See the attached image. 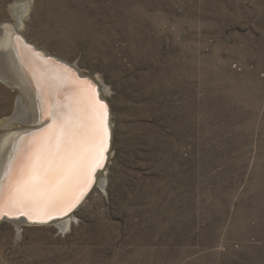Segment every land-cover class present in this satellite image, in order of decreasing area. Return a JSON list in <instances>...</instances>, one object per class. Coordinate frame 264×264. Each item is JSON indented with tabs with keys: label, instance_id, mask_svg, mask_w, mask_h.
<instances>
[{
	"label": "rangeland",
	"instance_id": "rangeland-1",
	"mask_svg": "<svg viewBox=\"0 0 264 264\" xmlns=\"http://www.w3.org/2000/svg\"><path fill=\"white\" fill-rule=\"evenodd\" d=\"M15 1L0 0V24ZM28 1L27 42L107 91L112 145L67 230L0 223V264H255L258 223L245 234L238 218L264 201V0ZM75 11L82 34L47 40L45 14ZM15 99L0 82V135L18 126L1 127Z\"/></svg>",
	"mask_w": 264,
	"mask_h": 264
},
{
	"label": "bare ground",
	"instance_id": "bare-ground-1",
	"mask_svg": "<svg viewBox=\"0 0 264 264\" xmlns=\"http://www.w3.org/2000/svg\"><path fill=\"white\" fill-rule=\"evenodd\" d=\"M9 10L12 22H7L8 24H0V82L3 83L5 86L9 87L11 90H13L14 93H16V99L15 104L13 105L14 113L12 117L3 120L1 127L10 129L12 127H15L16 125L18 126L17 128L13 130H8L4 134L0 135V187H2L3 189V191L0 192V200H6L10 184L21 176V169L26 168L30 152L29 146L33 143V141L42 140L48 136H52L54 138L58 134V125L60 121L54 123L53 119H51L52 121L50 122V125L43 129H41L42 126H33L34 121L32 119H34L35 107L34 102L32 103L33 100L31 101L30 98V92H28L30 89L32 90V88H34L36 92L35 94L38 96V98H40V101L42 103L41 107L43 108L45 117L49 115L48 112L49 109H51L58 116L63 115L64 117L69 118L73 124L79 122L85 127L91 126V124L94 122L91 119V117L93 116L92 110L95 106L101 104L99 102L100 100L104 101L103 105L105 111L109 106L107 100L104 98L107 91L104 90V87H102L101 84L99 85V81H97V78L95 79L93 77V83L97 85L98 91L95 90V87H93L92 89V85H90L89 83L88 85L78 83L71 73H66L58 66H55L50 62H46L42 57L35 58V54L32 52V50H24L20 48V45L17 41L18 39L15 36L26 39L22 35L21 28L22 25H25V20L28 17L27 15H29L30 13V3L28 0H18L11 3ZM75 14L76 11L72 15L70 14V16H64V18H61L60 16L46 13V16H44V24L41 23V29L45 31L46 39H69L74 34H82L81 30H83V27L79 26L76 23L74 18ZM30 44H33V42ZM33 46L36 50H40L41 52L45 53V56H48V53H46L43 49L37 48V46H35L34 44ZM43 55L44 54H42V56ZM17 66L23 68L21 69V71L23 72V75L27 77V81L31 87L28 86L27 81L26 83L25 81H23V83L20 84V82L16 80L19 79V70ZM82 77H85V75H82ZM3 79L5 81H3ZM261 89L262 84L259 81L256 84V88H254V102L253 104H251L252 106L250 105L253 109V114H255L256 111L260 108L261 102L263 100ZM96 92L100 93L99 97L96 96L98 94ZM242 106V108L244 109V104ZM110 122H108L109 125ZM25 123H27V125H32L25 126ZM95 123H98V120L95 121ZM104 128H106L105 125ZM20 129L32 131H35L36 129L41 130H39L38 132H34L31 135L12 132L19 131ZM259 129L260 132H262V135L264 136V122H262ZM111 145L112 142L110 146ZM110 148L111 147H109V149ZM259 150L260 152L258 153V162L254 166L255 170L254 174H252V178H254L253 180L255 181V179L257 178L256 180L258 181L259 185H257V190L254 189L253 191H255L256 193H262L264 195V137L262 138ZM110 152L111 149L108 153V159L110 157ZM104 160H106V158ZM107 165L108 162L106 164L105 161H103V167H101L99 170L97 168L94 171L95 173L98 170L95 173L97 175L94 183L95 185L93 186L94 188L95 186H103V181L105 177L104 173H106ZM49 179L54 183L56 177H49ZM91 186L92 178L90 183H76L73 181L67 186L64 195L69 198L79 196L78 201L75 203L77 204L81 198H84L86 196ZM94 188L92 189V191L94 190ZM92 191L88 194L86 198L90 196ZM86 198L83 203L79 206V208L84 204ZM257 200L260 203V205H258V212L255 214L253 213L251 215H244L239 217L238 227L240 226V228L242 229L240 230L243 231V233L245 234L246 232L250 231L251 233H253V229L248 227V220L250 218L255 219L259 226L258 228L260 238L262 241H264V201L256 199V201ZM60 207V205H57L56 210L52 211L51 215L54 216L63 213L64 211L59 210ZM79 208H77L76 211ZM5 211H9V209L5 208ZM74 213L75 211L73 212V214ZM73 214L54 224L58 225L62 231L67 230L70 226L69 223L73 218ZM12 215H14V217H18L21 214L13 211ZM30 215L32 219H38V221L39 219L51 217V215H46L39 211H33L30 213ZM27 217L29 218V215H27ZM18 222L21 224H27L25 220H21ZM244 229L247 231L245 232ZM252 258L255 264H264V253L257 252V254L254 255Z\"/></svg>",
	"mask_w": 264,
	"mask_h": 264
},
{
	"label": "snow or ice",
	"instance_id": "snow-or-ice-1",
	"mask_svg": "<svg viewBox=\"0 0 264 264\" xmlns=\"http://www.w3.org/2000/svg\"><path fill=\"white\" fill-rule=\"evenodd\" d=\"M92 111L94 122L85 127L49 109L54 123L60 121L58 134L34 140L29 146L28 164L10 184L6 200H0V215H12L15 211L31 219V212L51 215L57 205L61 211L71 210L79 196L66 197L67 186L73 181L90 183L94 171L103 167L107 150L104 105L98 104ZM49 177H56L55 182Z\"/></svg>",
	"mask_w": 264,
	"mask_h": 264
},
{
	"label": "water",
	"instance_id": "water-1",
	"mask_svg": "<svg viewBox=\"0 0 264 264\" xmlns=\"http://www.w3.org/2000/svg\"><path fill=\"white\" fill-rule=\"evenodd\" d=\"M15 37L18 39L17 41H18L21 49L32 50V52L35 54V56H34L35 58L36 57H40V58L42 57L46 62H50L53 65L58 66L60 69H62L66 73L67 72L71 73L72 76H74V78L77 80L78 83H83L85 85H88V83H89L90 85H92L91 86L92 89H93V87H95V90L98 91L97 85L95 83H93L94 82L93 81V77L86 76V75H85V77H82L83 74L80 73L79 70H77L76 66L71 65V64H69L67 62H64V61L58 59V57L55 58V57L49 56V55L45 56V53L41 52L40 50H36L35 47L33 46V44H30V43L26 42V39L21 38V37H17V36H15ZM42 54H44V55L42 56ZM17 67H18V70H19V75H18L19 79H16V80H18L20 82V84L23 83V81H25V83H26V81L28 79H27V77L25 75H23V72L21 71V69H23V68H21L19 66H17ZM3 81H5V80L3 79ZM27 83H28V81H27ZM28 86H30L29 83H28ZM28 92H30L29 95H30L31 101L33 100L32 103L34 102V107H35V109H34V119H32L34 121L33 126H35V127H39V126L41 127L42 126L41 129L48 127L50 125V122L52 121L51 120L52 118L49 115L47 117H45V113L43 112V108L41 107L42 103L40 101V98H38V96L35 94L36 93L35 89L32 88V90L30 89ZM96 93H98L96 96L99 97L100 93L99 92H96ZM99 102L101 104L104 103L103 100H100ZM109 109H110V107L108 106V108L105 111L106 115H105V121H104V125L106 127L105 129H106V149H107L106 152L104 153V157L106 158V160H104V161H105L106 164H107L106 161L108 160V153L110 151L109 147H111L110 144L112 142L111 123H110V125L108 123L111 120V112H110L111 110H109ZM24 125L28 126V125H32V124H28L27 125V123H25ZM41 129H38V130L36 129L35 131L20 129L19 131H12V132H14V133L18 132L20 134L24 133L26 135H31L32 133L38 132ZM99 169L100 168H98V170ZM95 173L93 174V177H92V186H91L90 190L88 191V193L86 194V196L84 198H81L80 201L71 208V210L64 211L61 214H57L56 213L57 215H54V216L51 215V217H47V218L44 217L45 219H39V221H38V219H32V218L29 219L27 217V215H20L18 217H14V215H1L0 216V223L6 221V222H12L14 224H21L18 221L25 220L26 223H27L26 225L46 226V225H52V224H54V223H56V222H58V221H60V220H62L64 218L72 215L73 212L76 211L77 208H79V206L83 203V201L88 196V194L94 188L93 186L95 185L94 183H95L96 175H97Z\"/></svg>",
	"mask_w": 264,
	"mask_h": 264
}]
</instances>
